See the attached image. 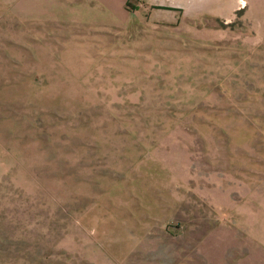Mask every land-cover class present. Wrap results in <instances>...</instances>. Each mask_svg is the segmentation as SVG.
I'll return each instance as SVG.
<instances>
[{
  "label": "rangeland",
  "instance_id": "374dc122",
  "mask_svg": "<svg viewBox=\"0 0 264 264\" xmlns=\"http://www.w3.org/2000/svg\"><path fill=\"white\" fill-rule=\"evenodd\" d=\"M0 264H264V0H0Z\"/></svg>",
  "mask_w": 264,
  "mask_h": 264
}]
</instances>
